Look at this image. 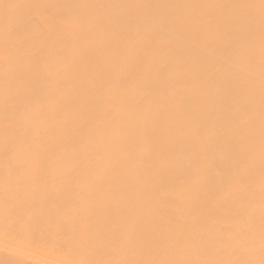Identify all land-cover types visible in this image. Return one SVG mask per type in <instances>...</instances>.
Returning <instances> with one entry per match:
<instances>
[{
  "label": "bare ground",
  "instance_id": "1",
  "mask_svg": "<svg viewBox=\"0 0 264 264\" xmlns=\"http://www.w3.org/2000/svg\"><path fill=\"white\" fill-rule=\"evenodd\" d=\"M0 264H264V0H0Z\"/></svg>",
  "mask_w": 264,
  "mask_h": 264
}]
</instances>
